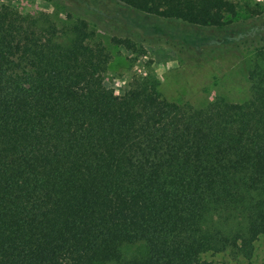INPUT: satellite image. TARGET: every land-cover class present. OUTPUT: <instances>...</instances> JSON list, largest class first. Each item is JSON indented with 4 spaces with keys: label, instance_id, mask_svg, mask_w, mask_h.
<instances>
[{
    "label": "trees",
    "instance_id": "1",
    "mask_svg": "<svg viewBox=\"0 0 264 264\" xmlns=\"http://www.w3.org/2000/svg\"><path fill=\"white\" fill-rule=\"evenodd\" d=\"M221 26L232 0H117ZM85 21L0 4V264L249 263L264 235V62L243 104L117 95ZM264 61V59H263Z\"/></svg>",
    "mask_w": 264,
    "mask_h": 264
},
{
    "label": "rangeland",
    "instance_id": "2",
    "mask_svg": "<svg viewBox=\"0 0 264 264\" xmlns=\"http://www.w3.org/2000/svg\"><path fill=\"white\" fill-rule=\"evenodd\" d=\"M221 26H193L137 12L117 0H0L15 11L45 13L60 23L85 21L111 57L106 82L124 95L135 78L154 76L164 98L205 108L216 99L243 104L249 74L264 59V0H232ZM221 264H264V235L250 263L229 253L205 255Z\"/></svg>",
    "mask_w": 264,
    "mask_h": 264
}]
</instances>
